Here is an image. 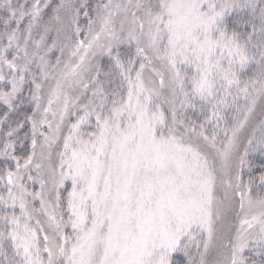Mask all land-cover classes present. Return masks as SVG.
<instances>
[{
    "label": "snow or ice",
    "instance_id": "1",
    "mask_svg": "<svg viewBox=\"0 0 264 264\" xmlns=\"http://www.w3.org/2000/svg\"><path fill=\"white\" fill-rule=\"evenodd\" d=\"M0 264H264V0H0Z\"/></svg>",
    "mask_w": 264,
    "mask_h": 264
}]
</instances>
